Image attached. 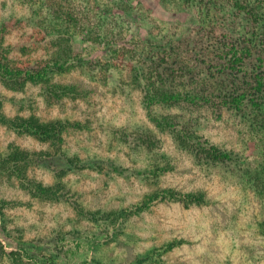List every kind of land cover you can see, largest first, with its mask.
<instances>
[{
	"label": "rangeland",
	"instance_id": "1",
	"mask_svg": "<svg viewBox=\"0 0 264 264\" xmlns=\"http://www.w3.org/2000/svg\"><path fill=\"white\" fill-rule=\"evenodd\" d=\"M145 1L154 16L188 21L177 4L185 0ZM48 7L0 0L4 61L34 63L59 49L56 36L41 40ZM109 70L116 83L77 66L56 70L52 83L79 93L62 102L0 72V264H264L262 114L252 104L204 110L201 140L228 155L216 161L158 128L130 73ZM16 116L64 126L45 140L13 128ZM26 158L31 165L15 170Z\"/></svg>",
	"mask_w": 264,
	"mask_h": 264
},
{
	"label": "trees",
	"instance_id": "2",
	"mask_svg": "<svg viewBox=\"0 0 264 264\" xmlns=\"http://www.w3.org/2000/svg\"><path fill=\"white\" fill-rule=\"evenodd\" d=\"M48 2L52 8L41 22V40L56 36L59 49L34 63L6 62L0 55V72L17 86L40 83L49 102H62L66 95L79 93L75 87L52 83L56 70L77 66L112 84L118 77L109 69L122 66L140 88L150 120L170 131L180 146L216 161L228 155L201 140L204 110L220 115L225 109L252 104L264 119V0H185L177 4L185 6L181 10L187 12L186 22L154 16L145 0H111L118 9L109 8L107 0ZM59 22L65 33L54 31ZM14 120L18 132L45 135V140L61 135L64 126L36 116ZM148 136L139 138L146 141ZM21 154L16 151L14 157ZM24 162L29 159L15 170L31 165ZM35 181L33 185L47 194V188ZM180 243L166 246L172 249Z\"/></svg>",
	"mask_w": 264,
	"mask_h": 264
}]
</instances>
